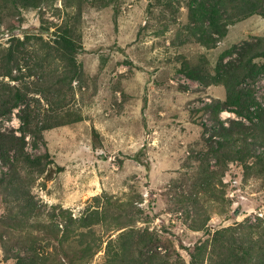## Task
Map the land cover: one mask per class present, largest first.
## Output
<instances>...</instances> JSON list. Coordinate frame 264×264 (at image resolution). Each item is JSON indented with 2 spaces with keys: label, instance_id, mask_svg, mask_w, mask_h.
Wrapping results in <instances>:
<instances>
[{
  "label": "rangeland",
  "instance_id": "374dc122",
  "mask_svg": "<svg viewBox=\"0 0 264 264\" xmlns=\"http://www.w3.org/2000/svg\"><path fill=\"white\" fill-rule=\"evenodd\" d=\"M188 5L189 0H89L85 4L84 49L79 54L84 75L74 82L66 107L73 113L71 119L75 111L83 118L46 129L43 136H27L32 155L49 151L53 159L48 166L51 176L29 177L25 169L21 171L45 211L43 222H48L46 213L56 204L78 216L95 203L96 194L135 199L143 209L135 217L137 225L157 230L189 260L185 247L211 235L206 228H191L195 204L203 217L210 216L212 230L264 217V173L247 174L242 164L230 162L225 184L216 179L218 193L225 189V204L199 185L202 167L216 165L210 135L218 120L207 105L224 99L226 89L223 84L192 79L183 71L185 63L194 65L202 57L215 66L223 51L264 37V16L253 14L231 24L217 46L207 48L187 35ZM60 7L62 0L25 10L20 26L13 31L0 29V43L7 44L12 32L23 37L26 30L36 31L42 23L55 29L62 20ZM257 60L264 62V58ZM247 83L264 103V74ZM38 103L36 119L40 120L46 103ZM19 110L0 118V129L21 134ZM219 118L229 125L230 119L238 117L224 109ZM7 169L0 159V176ZM5 209L0 194V214ZM36 231L41 237L47 235ZM48 249H54V244ZM103 252L96 254L94 263L102 261ZM11 262L0 239V264Z\"/></svg>",
  "mask_w": 264,
  "mask_h": 264
},
{
  "label": "trees",
  "instance_id": "16d2710c",
  "mask_svg": "<svg viewBox=\"0 0 264 264\" xmlns=\"http://www.w3.org/2000/svg\"><path fill=\"white\" fill-rule=\"evenodd\" d=\"M56 1L0 0V29L13 31L24 20L25 10L42 9ZM88 1L62 0L63 7L58 8L62 20L55 29L42 23L36 31L26 30L23 37L12 32L7 44L0 43V118L19 107L21 120V134L0 129V159L8 168L0 176L6 208L0 214V239L6 257L12 260L8 264H264V217L212 230L210 216L203 217L198 204L189 224L195 230L206 228L211 235L185 247L189 260L157 230L137 225L135 217L143 209L135 199L96 194L95 203L80 215L56 204L46 213L48 222H43L45 211L21 171L25 169L29 177L51 176L48 166L53 159L49 151L32 155L27 136H43L46 129L83 118L75 111L71 119L73 113L66 107L74 82L84 75L79 54L84 49L81 26ZM188 10L187 35L213 48L231 24L253 14L264 16V0H189ZM258 58H264V37L223 51L215 66L202 57L183 68L192 79L207 85L223 84L226 89L224 99L207 105L218 120L210 135L216 165L203 166L199 179L203 192L213 191L222 204L226 203L225 189L218 193L216 179L225 184L223 177L230 162L242 164L247 174L264 173V103L247 83L264 74V62ZM42 100L46 105L37 120L35 102ZM224 109L238 117L230 119L229 125L219 118ZM36 229L47 235L41 237ZM50 243L54 244L52 250L48 249ZM101 250L102 261L94 263Z\"/></svg>",
  "mask_w": 264,
  "mask_h": 264
}]
</instances>
